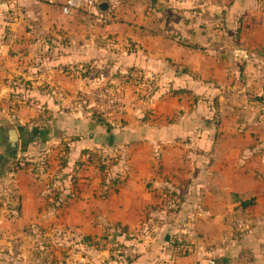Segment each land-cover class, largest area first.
Listing matches in <instances>:
<instances>
[{
	"label": "crops",
	"instance_id": "crops-1",
	"mask_svg": "<svg viewBox=\"0 0 264 264\" xmlns=\"http://www.w3.org/2000/svg\"><path fill=\"white\" fill-rule=\"evenodd\" d=\"M94 6L105 17L101 33L112 36H36L31 24L51 27L60 17L55 0L0 4V72L43 74L27 80L29 100L48 106L51 120L67 121L66 131H87L88 142L75 143L80 149L158 155L128 165L129 200H147L133 208L135 216L169 187L184 201L182 215L200 217L191 228L180 227L170 219L178 212L148 207L144 215L162 219L150 222L154 231L128 264H205L217 257L221 264H264V0H100ZM237 49L248 59L235 56ZM82 63L88 73L102 66L151 79L158 91L146 116L129 113L120 128H104L81 103L66 110L69 94L89 89L88 79L69 71ZM42 83L46 91L36 92ZM186 230L190 246L183 255L173 241ZM196 230L208 238L195 239ZM219 232L214 245L209 234Z\"/></svg>",
	"mask_w": 264,
	"mask_h": 264
},
{
	"label": "rangeland",
	"instance_id": "rangeland-1",
	"mask_svg": "<svg viewBox=\"0 0 264 264\" xmlns=\"http://www.w3.org/2000/svg\"><path fill=\"white\" fill-rule=\"evenodd\" d=\"M66 1L55 0L59 11ZM96 3L100 0H95ZM99 16L97 7L81 6L68 15L61 13L51 27L41 22L31 24V30L36 36H112L101 33L105 17ZM3 32L4 36H13L9 31L5 33L2 30L1 34ZM122 36H126L125 33ZM85 66L82 63L69 70L71 74L88 79L85 86L89 89H77L69 94L64 106L66 110L81 103L80 108L93 113L97 119L100 115L98 101L85 92L94 91L122 95L125 111L121 115L113 118L100 115L114 128H120L129 113L142 116L147 112L146 105L158 91L151 79L140 74L133 77L129 72L109 71L102 66L92 68L88 73ZM12 72L13 69L0 72V134L2 123L8 121L20 140L15 157H7L0 145V264H120L116 251L131 246L138 250L144 238L154 231L149 226L150 222L162 219L157 215H144L148 207L151 213L161 211L160 214H164V210L178 212V216L170 219H175L180 227L185 224L186 228H191L194 221L200 220L193 214L186 216L180 213L179 207L184 201L180 202L169 187L164 189L163 198L146 204L142 214L135 216L133 208L142 207V201L147 203V200H129L133 189H128L125 183L131 172L128 165L132 161H136L138 166L144 160L157 161L158 155L152 152L150 157L154 160L140 152L134 154L135 157L127 151L118 155L106 147H103L105 150L93 147L87 150L88 154H81V146L75 143L88 142L87 131L80 136L77 132L66 131L65 128H71L67 121L51 120L48 106L29 100L31 81L43 74L27 77ZM46 88L42 83L35 91L45 92ZM216 92L223 96L228 94L222 89ZM221 118L220 114L214 117L220 121L217 124L221 123ZM218 140L215 136L214 142L218 144ZM71 143L75 145L72 151ZM67 162L69 166L65 168ZM102 166L107 168V173L101 169ZM108 183L110 187L106 188L104 185ZM199 203L195 204L197 213L201 212V204L204 205L203 201ZM186 234H189L187 230L177 239L188 246L190 241L185 238ZM220 235V232L213 236L209 234V237L217 238L214 245L220 243ZM206 237L203 231L196 230L194 234L195 239L205 240ZM138 254L139 250L131 258L135 259ZM211 259L221 264L220 257Z\"/></svg>",
	"mask_w": 264,
	"mask_h": 264
},
{
	"label": "built area",
	"instance_id": "built-area-1",
	"mask_svg": "<svg viewBox=\"0 0 264 264\" xmlns=\"http://www.w3.org/2000/svg\"><path fill=\"white\" fill-rule=\"evenodd\" d=\"M10 0H0V4H4ZM95 0H67L65 5L62 7L61 12L64 15H68L72 10L77 9L81 6L91 7L94 6ZM234 54L240 57L242 60L248 59V54L242 50H234ZM88 96L94 97L98 101V109L100 115L103 117L113 118L115 115H121L125 111L123 104V97L120 94H113L109 92H86ZM184 244H181L183 247ZM138 253L136 247L119 248L116 251L117 258L134 257ZM206 264H216L213 259H209Z\"/></svg>",
	"mask_w": 264,
	"mask_h": 264
},
{
	"label": "water",
	"instance_id": "water-1",
	"mask_svg": "<svg viewBox=\"0 0 264 264\" xmlns=\"http://www.w3.org/2000/svg\"><path fill=\"white\" fill-rule=\"evenodd\" d=\"M19 135L16 129L10 122L5 121L2 123V134H0V145L3 146L5 155L8 156L9 152L16 155L19 149Z\"/></svg>",
	"mask_w": 264,
	"mask_h": 264
},
{
	"label": "trees",
	"instance_id": "trees-1",
	"mask_svg": "<svg viewBox=\"0 0 264 264\" xmlns=\"http://www.w3.org/2000/svg\"><path fill=\"white\" fill-rule=\"evenodd\" d=\"M128 74H132V76L134 77V75H136V74H138L137 72H129ZM93 115V113L91 114V116ZM93 118H95L96 119V116H92ZM98 118L96 119V120H98L99 122H100V124L104 127V128H109V127H114V126H112V124L111 125H109V124H107V123H105L104 121H103V119L101 118V116L100 115H98L97 116ZM88 149H83V150H81V154H88V151H87ZM16 155H13L12 153H10L9 152V154H8V156L7 157H15ZM5 163V162H4ZM101 169H105L104 170V173H107L108 172V170H107V168L106 167H101ZM103 182H104V180H103ZM106 188L107 187H110V183H108V184H106V185H104ZM249 203H251V202H249V201H247L246 203H244V205L245 204H249ZM181 244H182V240H180V239H175L174 241H173V245H174V249H178L183 255H185V254H187L188 253V246H186V245H184L183 247H181ZM119 260L117 261L118 263H120V264H123V263H125V264H127V263H130L132 260H133V258H131V257H127V258H118Z\"/></svg>",
	"mask_w": 264,
	"mask_h": 264
}]
</instances>
